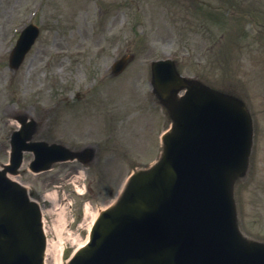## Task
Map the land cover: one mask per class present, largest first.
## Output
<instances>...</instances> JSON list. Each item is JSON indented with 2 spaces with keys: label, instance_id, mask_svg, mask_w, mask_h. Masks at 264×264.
<instances>
[{
  "label": "rangeland",
  "instance_id": "rangeland-1",
  "mask_svg": "<svg viewBox=\"0 0 264 264\" xmlns=\"http://www.w3.org/2000/svg\"><path fill=\"white\" fill-rule=\"evenodd\" d=\"M174 1L176 0H0V21L7 23V26L12 21L27 14L30 9L35 8L39 9L36 22L42 26V33L35 49L18 72L20 82L16 79L10 86L11 90L17 88L19 92V100L16 101V105L25 107L31 112L32 108L35 107L37 111L42 105H53L57 101H61V89L65 90L66 87L71 96L76 92L85 95L88 90H91L94 100L99 97L93 104L90 101L91 96L81 99L76 104L83 108V111L81 108L77 109L81 110L82 116L79 115L84 120L85 125L80 126L79 123H74L75 120L80 121L81 117L75 114V109L70 107L56 114L52 122V132L47 133V135L73 146L87 142H96L102 146L103 160H101L100 165L93 170L88 169L84 179L80 180L81 184L84 183L89 188L87 195L91 199L93 212H96L98 207L105 206L112 201V196L108 195L112 187L117 191L129 174L131 167L139 164L136 162L138 161L136 159L138 154L132 152V146L127 138L128 134L133 131L131 126L134 122V119L128 118V114L134 107L130 100V96L135 93L134 90L145 93L150 90L148 70L144 61L148 63L150 58L175 53V50L178 51V49L192 50L189 47V37L181 38L184 40L182 47L178 44L180 38L175 37L176 35L172 32L175 28L174 11L177 7V5L174 6ZM182 2L184 3L181 4L182 9L184 6L189 7L187 15L190 19V21L183 22V26L186 29H191L195 26L193 23L195 19L192 17L191 10L193 0H182ZM260 2L264 4V0ZM106 9L108 11L104 13ZM110 18L115 25L112 26L115 29L112 32L115 31V34L110 32L102 34ZM163 23L165 24L162 25ZM201 24L202 22H199L196 27L199 28ZM125 26L127 27L123 29ZM92 30L94 33L91 37ZM83 34L90 36L84 46L80 44V38ZM98 34L100 38L107 35L104 41L108 50L105 57L94 53V49L99 43L95 41ZM112 35L115 44L121 42V48H123L122 42L128 41L127 44L135 53L136 58L121 76L122 78L119 77L121 79L118 80L116 77L97 81L93 76L99 74L102 65L110 60L108 53L115 45L109 41V36ZM61 43L67 45L69 50L84 47H88L89 50L83 56L70 55L69 58L62 59L63 66H61L52 52V48L60 47ZM44 51L47 52L42 56ZM243 51L245 52V49ZM263 54L264 51H261V57ZM245 61H248V58L242 60V63H246ZM46 63L48 65L44 67ZM195 63L197 60L190 58L181 61L180 67L184 73L191 74L190 70L197 71ZM42 73H45L46 76H43ZM37 76L40 80L37 79ZM116 79L118 80L116 82L124 80L121 85L116 83L115 86L113 85L114 88L113 86L109 88V84L115 82ZM40 82H43V91L40 89L42 85ZM34 85H40V87L35 98V105L32 106V87ZM100 96L105 99L104 104H102ZM62 104L64 103L62 102ZM110 104L115 106L114 113H116V117L112 115L116 118L113 121V127L103 122L104 117L94 118L95 114H102L99 111L100 107L107 117ZM109 121L112 122L111 119ZM166 125L165 117L162 115L156 130L157 136ZM135 146L139 153L141 151L140 158L142 160H147L156 154L153 138L149 133H145L144 137L136 140ZM108 150H113L115 154L106 152ZM31 158L32 155L30 154L26 156L24 168H27ZM123 160L130 161V167L128 162H125L124 164L128 168H120ZM81 169H83L82 166L77 163L58 164L52 171L39 175L27 170L20 176V179L29 183L32 188L34 187V192L37 194H43L53 190L56 186H60V198H62V193L65 190L67 198L63 201L66 204L62 203L68 209L69 203L73 202L76 215L81 214L78 223H82L81 232L85 236L87 227L92 221L93 212L86 215L82 212L81 207L85 198L79 197L71 188L73 181H77L76 176L80 175ZM100 179L105 182L109 180L113 186L107 185L109 189L105 192L106 186L103 188L102 185L98 184ZM56 216L57 214L54 215V220ZM247 216L250 219L247 228L255 234L264 235V220L256 215L248 214ZM49 224L52 227L50 231L54 232L53 219L49 220ZM76 226L77 224H74L73 228Z\"/></svg>",
  "mask_w": 264,
  "mask_h": 264
},
{
  "label": "water",
  "instance_id": "water-1",
  "mask_svg": "<svg viewBox=\"0 0 264 264\" xmlns=\"http://www.w3.org/2000/svg\"><path fill=\"white\" fill-rule=\"evenodd\" d=\"M186 104L200 106L191 98ZM170 182L161 176L138 179L128 200L101 219L94 243L74 264H177L180 246L192 251L185 254V264H213L198 247L188 245L193 246L199 230L195 223L199 203L192 202L186 210L176 206ZM11 191L5 206L0 204V221L9 224L0 229V264H37V243L31 238L37 211L19 189ZM237 248L247 250L231 238L229 251Z\"/></svg>",
  "mask_w": 264,
  "mask_h": 264
},
{
  "label": "bare ground",
  "instance_id": "bare-ground-1",
  "mask_svg": "<svg viewBox=\"0 0 264 264\" xmlns=\"http://www.w3.org/2000/svg\"><path fill=\"white\" fill-rule=\"evenodd\" d=\"M46 261L48 264H60L59 252L57 250V246L54 245V243L50 242L49 244Z\"/></svg>",
  "mask_w": 264,
  "mask_h": 264
}]
</instances>
